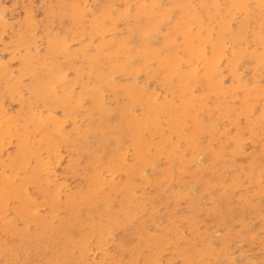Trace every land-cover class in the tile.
Instances as JSON below:
<instances>
[{
    "label": "rangeland",
    "instance_id": "374dc122",
    "mask_svg": "<svg viewBox=\"0 0 264 264\" xmlns=\"http://www.w3.org/2000/svg\"><path fill=\"white\" fill-rule=\"evenodd\" d=\"M0 234V264L264 261V1L0 0Z\"/></svg>",
    "mask_w": 264,
    "mask_h": 264
},
{
    "label": "bare ground",
    "instance_id": "6f19581e",
    "mask_svg": "<svg viewBox=\"0 0 264 264\" xmlns=\"http://www.w3.org/2000/svg\"><path fill=\"white\" fill-rule=\"evenodd\" d=\"M259 1L262 3V1H264V0H262V1L259 0ZM237 4H238V3H237ZM239 4H241V2H239ZM204 48H205V47H204ZM205 50H206V49H205ZM205 50H204V51H205ZM202 51H203V48H202ZM200 53H201V52H200ZM196 54H197V53H196ZM201 55H202V54H201ZM201 55H200V57H203V56H201ZM198 56H199V55H198ZM198 56H197V58H198ZM205 59H206V58H205ZM201 61H202V60H201ZM209 66H211V63H209ZM212 69H213V68H210V71H212ZM169 70H170V69H169ZM172 71H173V70H172ZM169 72H170V71H169ZM173 72L176 74V71H173ZM170 73H171V72H170ZM138 137H139V136H138ZM140 138H141V137H140ZM16 195H18V193H17ZM11 233H12V232H11ZM0 237H1V234H0ZM67 241H68V240H67ZM221 251H222V250H221ZM245 261H246V260H245Z\"/></svg>",
    "mask_w": 264,
    "mask_h": 264
},
{
    "label": "snow or ice",
    "instance_id": "6c2138e0",
    "mask_svg": "<svg viewBox=\"0 0 264 264\" xmlns=\"http://www.w3.org/2000/svg\"><path fill=\"white\" fill-rule=\"evenodd\" d=\"M234 264H245L244 261H236ZM260 264H264V261H261Z\"/></svg>",
    "mask_w": 264,
    "mask_h": 264
}]
</instances>
